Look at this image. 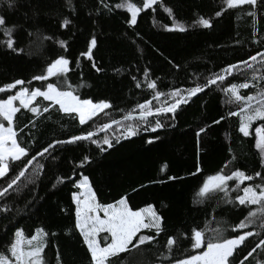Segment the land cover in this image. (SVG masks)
Wrapping results in <instances>:
<instances>
[{
    "label": "trees",
    "instance_id": "1",
    "mask_svg": "<svg viewBox=\"0 0 264 264\" xmlns=\"http://www.w3.org/2000/svg\"><path fill=\"white\" fill-rule=\"evenodd\" d=\"M121 2L13 0L9 7L7 0H0V15L6 20V25L0 27V86L17 79L24 80V86L30 88L59 83L56 77L47 82L34 81L32 77L42 74L52 60L65 56L70 61V71L60 80L66 77L81 99L106 100L112 105L85 125L79 124L75 114L61 113L58 106L40 116L21 109L15 123L22 146L30 149L27 159L54 140L95 131L129 112L138 115L136 105L145 100L160 106L153 99L154 92L147 88L149 80H155L157 90L164 93L194 87L228 65L250 60V56L264 51V3L259 0L255 8L243 5L235 9L226 8L223 0H158L152 8L141 11L137 23L131 26L130 14L115 7ZM133 2L139 4L141 0ZM165 8H170L172 15ZM217 11H221L218 17ZM249 12H255V24ZM201 17L209 19L212 26L200 25ZM65 19L70 23L62 27ZM175 23L182 24L185 30H169ZM5 27L13 29L15 51L4 43L8 39ZM93 37L97 43L89 60L80 54L87 51ZM58 41L66 42L65 47ZM260 60L252 62L254 68L260 67ZM252 74V70L240 66L224 82L192 97L175 113L150 117L151 124L159 119L164 125L156 132L145 131L141 125L138 135L125 139L121 136L123 129L117 130L116 126L94 137L101 142L100 147L79 141L51 149L32 165L18 186L0 197V252L6 253L17 229L30 237L39 227L48 233L43 253L47 264H58L57 256L60 264H90V254L75 228L76 206L72 200V193L80 191L74 185L81 175L89 177L98 202L113 203L124 197L134 210L151 204L162 217L163 231L159 235L144 230V234L156 237L152 243L111 258L112 264H170L182 259L193 252L187 239L191 230L203 228L205 223L210 229H226L224 234L232 235L230 226L243 219L247 209L227 203L223 193L203 199L197 193L205 178L221 169L229 174L236 168L253 176L257 171L264 174L254 146V129L264 122H254L252 134L244 137L238 131V117L229 116L230 111H238V105L227 103L228 97L222 91L230 83L247 79L252 90L241 92L254 93L252 85L264 81L259 80L260 72L256 73L257 81H252ZM0 98H6L5 94L0 93ZM165 99L161 97V101ZM38 101L42 106L50 103L42 98ZM30 120L35 121L34 127ZM217 120L218 124L213 123ZM201 128L205 131L197 136ZM105 135L112 147L102 143ZM149 139L153 142L148 143ZM85 156L89 161L81 167ZM24 163L26 159L22 158L11 165L6 176L0 178V188L7 187ZM37 164L43 168L37 169ZM262 182L254 176L253 181L241 187ZM229 185L233 187L234 182ZM238 194L242 193L230 191L229 197L234 200ZM247 230L250 229L236 234ZM211 234L209 231L206 236ZM169 236L176 238L171 252L165 247ZM258 240L255 236L247 238L236 264ZM258 259L264 260L260 249L244 264H256Z\"/></svg>",
    "mask_w": 264,
    "mask_h": 264
},
{
    "label": "snow or ice",
    "instance_id": "2",
    "mask_svg": "<svg viewBox=\"0 0 264 264\" xmlns=\"http://www.w3.org/2000/svg\"><path fill=\"white\" fill-rule=\"evenodd\" d=\"M259 2L264 3V0H259ZM7 3L9 7H12L13 0H7ZM157 3L158 0H141L139 4L133 2V0H122L115 7L126 9L130 14L128 24L131 26L137 23V17L141 11L152 8ZM223 4L228 9H235L243 5L255 8L258 0H223ZM223 10L222 8L221 11ZM165 11L172 15L170 8H165ZM221 11H217L215 15L217 17L220 16ZM248 15L253 17L255 24V12H249ZM69 23L70 21L65 19L61 26L65 27ZM198 23L205 28L212 26L211 21L203 17L199 18ZM5 25V17L0 15V27ZM169 30L182 32L185 28L182 24L175 23ZM12 31V28H4V34L8 37L4 43L7 48L15 51ZM58 43L62 48L66 45L64 41H58ZM96 43V38L93 37L88 42L87 51L82 52L80 55L91 60L92 50ZM257 56L261 57L259 68H254L253 64L249 63L248 60H242L237 64L228 65L220 73L212 74L210 78L206 79L204 84L197 83L194 87L186 89L175 88L168 93H164L157 90L155 80H149L147 88L154 92L153 99L160 106H153L152 101L145 100L143 103L136 105V108L139 109L137 117H134L132 112H129L123 116L122 120L113 119L111 123H104L95 131L89 130L79 135H71L66 140H54L41 151L36 152V155L31 156L30 159H27L30 149L22 146L15 123V118L21 112V109L27 110L34 116H40L49 112L50 108L58 106V110L61 113L69 116L75 114L74 118H78L79 124L85 125L98 113L104 112L105 109H109L112 105L106 100L94 102L92 99H81L75 93V90L71 88V85L67 84L66 77L64 80H60L64 74L70 71V61L65 56H59L52 60L42 74L32 77V80L40 82H47L50 78L56 77L60 81L59 83L48 82L43 87L30 88L24 86L26 83L24 80L17 79L12 83L0 86V93H4L6 96V98H0V178L6 176L14 162L21 161L22 158L26 159V163H24L18 174L7 183V187L0 188V197L6 196L8 190L13 188L14 185L18 186V181L25 177L28 166L36 161L37 156L43 157L45 153H49L50 149L58 145L89 141L91 144L100 147L101 142L93 137L96 136L97 131H106L112 125L119 126L117 130L119 128L123 129L121 136L125 139L138 135L141 125L144 126L145 131L156 132L157 129L163 128L164 125L159 119L156 120L154 125L151 124L149 117H158L164 113H175L182 104H187L192 97L203 92L209 85H214L217 81L224 82L227 76H231L234 71L240 70V65H243L244 69L252 70V81H257L256 73L258 72L261 73L259 80L264 81V53H257L250 56L249 59L256 62ZM93 67H95V64H93ZM97 70L99 71V69ZM144 74L147 78V69H145ZM27 83L30 85L31 81ZM61 85H64V87ZM17 86L21 87L14 94H9ZM136 87L139 88L140 83H137ZM252 87L256 88L254 93L242 94V89H249L250 92L252 90L250 81L246 79L241 83H230L228 87L222 89L228 97L227 103L238 105V111H230L229 116L238 117V131L244 137H249L252 134L250 129H252L254 122H264V84H254ZM161 97H167V99L161 101ZM38 98L50 103L42 106ZM169 99L171 102H168ZM220 119L223 120L224 117ZM134 120L136 123H123V121ZM219 122L217 120L213 123L218 124ZM29 123L33 127L35 126L34 120H30ZM24 127H28V125H24ZM19 131L22 132L23 128L19 129ZM204 131L205 129L201 128L197 132V136ZM254 133V146L259 152L261 165L264 166V123L255 127ZM117 142L119 141L117 140ZM147 142L152 143L153 141L149 139ZM102 143L112 147V142L107 135L103 137ZM103 150L101 148V151ZM88 161L89 157L85 156L80 162V166L82 167ZM225 167H227V164ZM42 168L43 165L37 164V169ZM197 171H199V167H197ZM254 176L260 177L264 181V174L261 172H255ZM254 176L236 168L230 174L221 169L205 178L198 190V198H211L215 194L223 193L227 203L247 209L246 215L238 223L230 226L232 235H225L226 229H210L208 223H205L203 228H193L190 236L187 237L193 252L182 259H176L174 262L170 261V264H236L237 254L240 252L241 245L245 243L247 238L253 236L259 237V240L254 247L247 251L243 259L239 260V264H244L249 257L253 256V253L257 252V249H260L261 253L264 254V182L259 184L250 183L241 187L246 181H253ZM169 179H172V177H169ZM230 181L234 182L233 187H230ZM74 187L80 190L72 193V200L76 206L75 228L78 230L83 244L90 254V264H112L111 258L118 257L121 253L138 249L155 240L156 237L154 235L144 234V230L155 232L156 235L163 231L162 217L151 204L134 210L124 197L113 203H100L97 201L96 194L90 185L89 177L86 175H81ZM230 191L242 194L236 195L233 200L229 197ZM245 229L250 230L243 231L242 234H236L238 230ZM209 231L212 234L206 236ZM47 237L48 233L43 228H36L34 234L30 237L26 236L22 229H17L12 240L7 245L6 253L0 252V264H47L43 256L47 247ZM175 243V237L169 236L167 238L165 247L169 252L172 251ZM57 260L58 264H60L59 256H57ZM256 264H264V260L258 259Z\"/></svg>",
    "mask_w": 264,
    "mask_h": 264
},
{
    "label": "water",
    "instance_id": "3",
    "mask_svg": "<svg viewBox=\"0 0 264 264\" xmlns=\"http://www.w3.org/2000/svg\"><path fill=\"white\" fill-rule=\"evenodd\" d=\"M261 53H264V51L261 52ZM260 58H261L260 56H257V59H260ZM248 61H249V63H252V62H253V61H251V60H248ZM240 66H243V65H240ZM218 83H220V81H217V83L214 84V85H209V86L206 87L205 89L211 88V87L217 85ZM205 89H204V90H205ZM201 93H202V92H201ZM201 93H198L196 96L200 95ZM183 105H184V104H182L181 106H183ZM181 106H180V107H181ZM180 107H179V108H180ZM179 108H178V109H179ZM161 115H162V114H161ZM133 116H134V117H137L138 115H133ZM152 117H155V116H152ZM149 118H150V117H149ZM118 120H122V118H120V119H118ZM123 122H124V121H123ZM116 126H117V125H112V127H111L110 129H108V130H106V131H100V132L96 133V136H94V137H98V136H100V135H103V134L107 133L108 131H110L112 128L116 127ZM94 137H93V138H94ZM50 150H51V149H50ZM50 150H49V151H50ZM45 154H47V153H45ZM45 154H44V155H45ZM39 158H40V156H37L36 161H37ZM36 161H34L33 164H34ZM33 164H32V165H33ZM32 165H29V166H28V169H27V171H26V174L28 173V171L30 170V168L32 167ZM23 178H24V177H22L21 180H22ZM19 182H20V181H18V183H19ZM15 186H16V185H14L13 187H15ZM11 189H12V188H11ZM11 189H9L8 192H9Z\"/></svg>",
    "mask_w": 264,
    "mask_h": 264
},
{
    "label": "rangeland",
    "instance_id": "4",
    "mask_svg": "<svg viewBox=\"0 0 264 264\" xmlns=\"http://www.w3.org/2000/svg\"><path fill=\"white\" fill-rule=\"evenodd\" d=\"M125 10H126V9H125ZM137 18H138V17H137ZM105 110H106V109H105ZM105 110H104V111H105ZM101 113H102V112H101ZM98 114H100V113H98ZM98 114H97V115H98ZM250 132H251V129H250ZM101 215H102V213H101Z\"/></svg>",
    "mask_w": 264,
    "mask_h": 264
}]
</instances>
